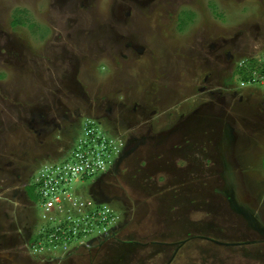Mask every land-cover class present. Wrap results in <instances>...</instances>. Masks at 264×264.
I'll use <instances>...</instances> for the list:
<instances>
[{"label":"rangeland","instance_id":"obj_1","mask_svg":"<svg viewBox=\"0 0 264 264\" xmlns=\"http://www.w3.org/2000/svg\"><path fill=\"white\" fill-rule=\"evenodd\" d=\"M197 110L229 126L221 153L240 188L221 187L212 134L194 125L191 140L140 147L120 178L111 160L86 183L63 173L50 188L70 201L42 214L44 167L79 141L102 136L119 155V134L164 138ZM100 182L108 199L93 205ZM248 226L264 233V0H0V264H264ZM201 231L229 245H169Z\"/></svg>","mask_w":264,"mask_h":264},{"label":"flooded vegetation","instance_id":"obj_2","mask_svg":"<svg viewBox=\"0 0 264 264\" xmlns=\"http://www.w3.org/2000/svg\"><path fill=\"white\" fill-rule=\"evenodd\" d=\"M128 46L130 47L131 44H128ZM186 118L187 119L183 122V124L179 125L180 127H178V126L175 127L173 132H169V134H167L168 136H164V138H159L158 136L155 137V136H149V135L148 136H143V135L133 136V135H131L129 137H126V136L123 137L121 134H119L117 138H119L118 140H122V149H121L120 154L117 157H115L114 160H112V161H114L113 166H112L113 170L110 171L109 176L117 177L121 165L127 164L128 158L133 157V156L139 157L140 154H143L140 147H142L143 150H145V151H146V149L148 151H153L155 148H160V150H162V149H164L163 146L166 143L163 140H166V139L175 140L178 137H180L182 139V134L185 133V134L190 135V132H192V127L195 130L194 125H197L199 127L201 125L206 133L209 131L211 132L212 135H209L210 136L209 141L211 143H213V148L211 149L212 153H211V151H209V154L208 153L206 154L204 160H206V161L211 160L212 163L216 164L215 167H212V170L217 172L218 179L220 181L219 183L221 184V187L226 189V185H225V181H224L225 176L229 174V171L234 170V171H232L234 173H236L235 171H237L236 167H234V166H232V167L230 166L231 168L229 167V165L224 161L225 156L221 153V149L227 148V151L230 150L231 146L233 144V141H234V140H228V141H226V143H224L225 138H227V136H230L231 130L229 129V126H227V124H225L224 122L222 123V121L216 117H213L211 115H204V114H202V112L200 113V110L194 111L192 114V117L188 116ZM197 121H200V124H197ZM37 122H40V119L38 117H37ZM51 127H54V125H52ZM51 127H48V125H46L44 127L40 126L38 128V130H39L38 132H45L48 130V128L50 129ZM157 139H158V141H157ZM191 139L192 138L189 136V137H184L182 140H191ZM199 139H201V138H199ZM183 145H189L188 141L184 142ZM212 154H213V156H211ZM103 176H104V174L102 175V177ZM102 184L103 183L100 182V184H97V186L94 187V190L93 189L90 190V193H91L90 197L94 201L97 200V198H101L102 200L108 199V197L105 196V194H104L105 191H103V189L100 187V186H102ZM224 192H226V191L221 192V188H217L214 191L215 194H219V195L222 194L224 197H226V202H228L230 204V207L234 206L236 208L235 212L237 213V215H242V212L239 210V208L237 206H235V203L231 199V196L227 195L228 192L226 194ZM229 204H226V206ZM175 227H180L186 231L189 230V228H187V226L184 223L179 224L178 222H176ZM248 228L252 229L259 236L262 235L264 237L263 231H261L259 228H252L251 226H248ZM197 234H199V235H192L191 232H188L186 234L185 240H182L180 242H174L173 244L171 243L169 245L170 246L176 245V247H177V246L181 245V243H184L186 241L188 242L189 240L194 239V238H199L201 240H205L206 242H210L211 244H215V245H218L217 243H221V242H218L214 239L209 238L205 234L204 231L198 232ZM111 237L113 238V236L109 235V236L103 237V239L105 241L107 238H111ZM100 242H102V241H100ZM100 242H99V247L101 245ZM215 242H217V243H215ZM251 243H255V242H251ZM155 244L164 245V244L159 243V242H155ZM222 244L224 245L225 243H222ZM243 244L244 243H236L235 245H243ZM223 245H219V246H223ZM228 245L229 244H225V246H223V247H227Z\"/></svg>","mask_w":264,"mask_h":264},{"label":"built area","instance_id":"obj_3","mask_svg":"<svg viewBox=\"0 0 264 264\" xmlns=\"http://www.w3.org/2000/svg\"><path fill=\"white\" fill-rule=\"evenodd\" d=\"M92 137L93 136H90V139ZM93 139L79 141V143H77L78 144L77 151L76 153L73 154L74 157L71 159V161L64 162L63 166L61 167L51 166L49 168L44 167L43 174L45 175L42 176V178L38 181L39 183L38 187L40 188L39 197L42 200V205L44 204L43 205L44 210L41 207L42 214H46L50 212V210H52L53 207H57L53 203L58 204V203H61V201H64V203H67V201H70V198L68 199L64 198L60 200L59 196H57L53 191H51V188H50V186H52L53 184L54 185L57 184V180L59 181L62 180L63 173L67 174L66 179H69V180L74 179L77 175L78 176L80 175L79 182L81 181L85 182L84 181L85 179H88V177L93 176L96 173H98V171H102L104 169L102 167V164L104 161H107L109 165L111 161L114 159V157L118 156L116 155L118 153V150L116 147H114L116 145L114 144L113 146L111 140H106L102 136H101V140L98 137L97 138L93 137ZM81 150H85V151H81ZM54 174H55V178L54 180H51L50 177ZM44 201L46 202L44 203ZM74 203H77L76 197H74ZM91 204L92 202H88L87 207L92 211V209L90 208ZM62 208H65V205H62ZM94 208L96 207L94 206ZM94 213L97 214L96 211L89 212V217L94 216ZM43 218H46V215H44ZM87 230H88V227H87ZM78 232L86 233V230L84 228V229H80ZM58 233H62V231L60 229H56L55 232L51 235H48V237L51 238L50 240L53 239L54 241L57 239L56 235ZM74 234H76V230L74 231Z\"/></svg>","mask_w":264,"mask_h":264},{"label":"trees","instance_id":"obj_4","mask_svg":"<svg viewBox=\"0 0 264 264\" xmlns=\"http://www.w3.org/2000/svg\"><path fill=\"white\" fill-rule=\"evenodd\" d=\"M253 62H252V66H253ZM238 73H239V75H241V78H240V80L241 81H243V83H247V82H249L248 81V79H249V76L247 75V73L243 70V69H241V70H239L238 71ZM248 78V79H247ZM87 182V181H86ZM85 182V183H86ZM27 194H28V198L29 199H31V200H34V197H33V195L32 194H30V193H28L27 192ZM96 214L94 213V216H95ZM94 219V218H93ZM80 227V228H79ZM82 226H78V228L77 229H82L81 228ZM59 234H57L56 236H58ZM70 235H72V237H74V239H76V238H81L82 236H81V232H78V231H76V234H74L73 232H70ZM86 235V234H85ZM45 238V237H44ZM49 239H51V238H49ZM52 241V243L51 244H54L53 242H55V243H57V241L56 240H54L53 241V239L52 240H50V242Z\"/></svg>","mask_w":264,"mask_h":264},{"label":"water","instance_id":"obj_5","mask_svg":"<svg viewBox=\"0 0 264 264\" xmlns=\"http://www.w3.org/2000/svg\"><path fill=\"white\" fill-rule=\"evenodd\" d=\"M234 171V170H232ZM237 175L235 174V176H230V175H226L225 178H224V181H225V185H226V189L229 190L230 188L231 189H238L240 188V185H239V182L237 181ZM230 189V190H231ZM243 213V212H242ZM246 213V212H244ZM243 213V214H244ZM247 215V214H246ZM245 216V215H244ZM217 243V242H215ZM218 245H223L222 243H217ZM225 246V244L223 245Z\"/></svg>","mask_w":264,"mask_h":264},{"label":"bare ground","instance_id":"obj_6","mask_svg":"<svg viewBox=\"0 0 264 264\" xmlns=\"http://www.w3.org/2000/svg\"><path fill=\"white\" fill-rule=\"evenodd\" d=\"M130 144V143H129ZM230 167V166H229ZM231 168V167H230ZM228 175H230V176H235V173L234 172H232V171H229V174ZM119 177V176H118ZM120 178V177H119ZM122 179V178H121ZM118 180V179H117ZM154 180H152V182H153ZM194 182V181H193ZM190 183V182H189ZM151 185V184H150ZM185 185V184H184ZM123 187V186H122ZM153 187V186H152ZM155 187V186H154ZM185 187V186H184ZM151 188V187H150ZM156 188V187H155ZM147 189V188H146ZM159 189V188H158ZM184 189V188H183ZM158 195V194H157ZM156 196V195H155ZM162 196V195H161ZM163 196H165V195H163ZM159 198V197H158ZM157 198V199H158ZM193 198H195L196 199V197H193ZM161 199H162V197H161ZM201 199V198H200ZM160 202V201H159ZM158 202V203H159ZM164 206V205H163ZM81 209V208H80ZM82 210V209H81ZM81 210H79V212L81 211ZM84 211V210H83ZM76 213V212H75ZM81 214V216L83 215L82 213H80ZM77 215V214H76ZM79 215V214H78ZM86 215H88V214H86ZM73 216H75V215H73ZM79 217V216H78ZM75 219H77V218H75Z\"/></svg>","mask_w":264,"mask_h":264},{"label":"clouds","instance_id":"obj_7","mask_svg":"<svg viewBox=\"0 0 264 264\" xmlns=\"http://www.w3.org/2000/svg\"><path fill=\"white\" fill-rule=\"evenodd\" d=\"M112 141V140H111ZM93 201V204H95L96 205V202L94 201V200H92Z\"/></svg>","mask_w":264,"mask_h":264}]
</instances>
